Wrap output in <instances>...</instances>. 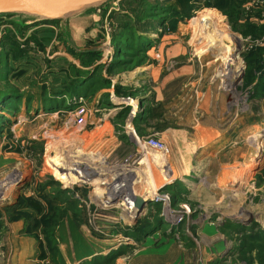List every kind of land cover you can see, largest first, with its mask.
Returning a JSON list of instances; mask_svg holds the SVG:
<instances>
[{
	"label": "rangeland",
	"instance_id": "rangeland-1",
	"mask_svg": "<svg viewBox=\"0 0 264 264\" xmlns=\"http://www.w3.org/2000/svg\"><path fill=\"white\" fill-rule=\"evenodd\" d=\"M144 1L168 9L166 23H161L163 16L142 18ZM184 1H110L62 20L66 30L80 32L77 45L84 36L102 40L83 42L86 51L100 55L98 61L108 57L105 46H111L113 31L129 22L125 15L149 39L145 53L109 76L115 80L129 74L140 80L138 73L145 67L153 73L136 90L120 87L118 95L114 92L115 101L131 110L113 127L114 134L112 128L104 132L112 138L107 150L113 141L121 142L110 155L97 152L103 147L97 143L102 136L96 139L88 122L108 117L111 107L95 112L87 100L91 115L80 128L70 114L75 100L72 110L57 112L35 103V89L57 92L63 86L60 73L42 72L51 68L52 52L63 54V44L69 49L65 39L55 37L59 44L46 52L49 45H41L27 25L41 20L0 15V56L2 40L11 37L19 43L18 50L24 49L26 65L30 57L38 62L27 72L23 62L17 63L22 53L3 60L9 72L1 73L0 90L25 96L16 106L0 103V264L17 248L4 242L9 225L17 222L23 224L18 237L35 242L36 264H63L58 238L62 228L63 243L77 233L78 240L63 253L80 259L76 264H264V242L249 238L264 234V0ZM228 10L235 11L232 19ZM81 16H92L85 18L93 24L91 30L73 27ZM99 27L104 35L96 32ZM30 37L39 45L34 52L26 42L27 47L20 48V40ZM115 86L111 82L109 88L114 91ZM138 113L146 122H138L135 129L132 119ZM181 134L192 147L204 145L194 157L192 178L160 174L151 157L137 151L136 140H160L169 146L168 141L180 140ZM214 139L218 142L211 143ZM166 149L171 153L173 148ZM163 166L168 168L167 163ZM40 188L57 196L52 212L19 205L21 198L40 199ZM155 193L164 198L155 201ZM139 196L144 201L140 211L133 204ZM48 213L51 221L43 220ZM137 225L150 232L136 239L124 234H133ZM98 257L107 259L95 260ZM65 260L70 263L69 257Z\"/></svg>",
	"mask_w": 264,
	"mask_h": 264
},
{
	"label": "crops",
	"instance_id": "crops-1",
	"mask_svg": "<svg viewBox=\"0 0 264 264\" xmlns=\"http://www.w3.org/2000/svg\"><path fill=\"white\" fill-rule=\"evenodd\" d=\"M86 17H92V16H81V17H79L78 19L81 20V21L79 20V22H81V25L76 23V25H73V27L74 28H81L82 30H91V25H93V24L89 23V21H85ZM32 24H33V22L27 24L29 26L28 28H30L29 32H31V33L33 32L32 34H35L37 36L38 39H36V40L39 43H41V45H46V44L49 45L48 47L44 48V50L46 52L50 51L49 48L54 49V47L59 44V42L55 40L57 38L59 40L65 39L66 46L75 52L86 51L83 48V45H84L83 42H85L86 40L93 41L96 44H99V42L102 41V40H98L96 42L95 39H93L92 37L87 39L88 37L84 36L82 38L83 42L79 46V45H77V38H79L80 32L77 31V33L75 34V32H73V30H71V29H70L71 31H69L68 28L66 30V27H64V25L62 24V21H41V22H36V24L35 23L33 25ZM99 28L102 31L95 29L96 32L100 33L101 35H104L105 29L101 28V27H99ZM81 29H77V30H81ZM92 30H94V29H92ZM47 33H50V34H47ZM48 35L54 36V38L50 41V40H48L49 39ZM64 35H65V38L63 37ZM55 37H57V38H55ZM66 37H68V39L71 42H68V39L66 40ZM36 40L32 39L30 37L29 39H26L25 42H26V45H29V44L32 45L33 50H34V49H38L37 47H39V45H34ZM67 43L71 44L70 45L71 47ZM60 44H63V42H61ZM26 45H25V47H27ZM98 46H100V45H98ZM98 46H97V49L99 48ZM62 48H63V54H61V52L54 51L48 57L50 60L51 59L53 60V62H50V64H49V65H51V68L49 70H47L46 72L41 71L42 73H49V72L50 73H60V75L58 76L59 84L61 82H62V84L66 83L68 81V78H67L68 70L66 68L68 66H66V64L67 65H74L76 68H80V69L84 70V68L79 66V61L77 59H75L70 53L67 52V49L65 48L64 44H63ZM58 49H60V46L58 47ZM105 49H106V53L108 52V54H109L108 57L107 58L105 57V60H101V61L97 62V64L98 63L108 64L110 62V60L112 59L111 54L113 51V47L105 46ZM34 51H31V52H34ZM56 54H58V55H56ZM32 55L33 54L30 53V55H28L27 58H29ZM233 55H234V53H233ZM25 57L26 56L19 58L17 60V63L18 64L22 63L23 62L22 59H24ZM31 58L34 59V57H30V60L26 61L28 63L27 65L25 64V62L20 64L22 67L28 68V69H26L27 72L31 70V69L29 70V68H32L31 67L32 65H30V64H37L38 65V62L37 63L33 62V60H31ZM58 59H60V61ZM55 66H57V67L59 66V68H61V69H59L61 72H58V68H55ZM85 69H88V68H85ZM19 70H25V69L19 68ZM149 70L147 67L140 69V71L138 73L141 75L140 80H138V78H135L133 76H129V74H126L124 76L121 75L120 78L116 77L115 80H113L111 78H109V79H110V81L112 80L111 82H112L113 86L117 84L118 87H122L123 89L134 87L135 89H132V90H136V88H138V87L140 88L141 86H143L145 84V82L147 81V78L150 80L151 75L153 73H150ZM33 71H34V68L32 69L31 72H33ZM103 76L105 77V75H103ZM46 77H47V75H46ZM141 77L144 78V80H142ZM27 92H28V89H27ZM32 92H34L33 97L35 98V103L38 105V103H41V89H35ZM32 92H31V94H32ZM111 95H113L114 97H111ZM139 95H140V93H139ZM141 96H139V97L141 98ZM79 98H81V97H79ZM115 99L117 100L118 98L115 96L113 88L111 87L109 89H102V90L98 91L92 97V99L91 100L89 99V101H88L89 105H92L93 107H95L94 108L95 112H100L102 110H106L104 107L106 106L107 102L111 103V105H112L111 109L110 110L108 109V112L110 113V115L108 114L109 115L108 117L104 116V117H98V118L95 117L93 119L90 118V123L88 122V124L93 127V130L96 131L95 132L96 139L102 136L101 139L97 142V143L103 145L101 150L97 149V152H100L101 155H104V154L110 155V154H112V152L114 151L115 148H117L121 145V142L116 143L113 141V148L107 150L109 145L112 144V142L110 141L112 138L108 135L104 136L105 131H107L108 129L110 130V128H112L111 132L113 133V127L118 126L119 123L123 121V117L119 118L117 115H119L120 111L123 108V105H125V106H127V105L121 101L116 102ZM75 102H76V100H75ZM133 106H134L133 110H136L137 105L135 104ZM129 122H130V120H129ZM130 124H131V122H130ZM93 130H91V131H93ZM127 133H129V131H127ZM128 135L129 134H127V136ZM216 140L217 139H214L211 143L218 142V140L217 141ZM129 142L130 143L132 142L130 140V138H129ZM184 143H186L187 148L186 147L184 148ZM187 143L188 142L186 141V135L181 134L180 140L172 139V140L168 141V145L170 146V148H173V149H171V151H172L171 153L167 149H165V151L162 153H157L154 151L147 150L146 154L151 157L150 160L152 162L153 168L156 170L160 169V171H161V172H159L160 174L165 173V174H170L173 176H175V174H177V177L175 176L176 179H183L186 177L192 178L193 175L191 176L190 174L194 170V157L196 156V154H198L199 150H201V148L204 145H197L196 147H192L191 145H189ZM193 143H196V142H192V145L194 146ZM169 146H166V147L169 148ZM126 147H128V146H126ZM167 151L170 154L169 161H166L167 159H164V156L167 157ZM161 159H163V160H161ZM166 163L168 165V168H165L163 166V164H166ZM22 228H23V224L20 222L9 225V232H7V235H5L6 240L4 242H5V244H7L8 246H10L12 248L17 247L18 250L16 251L17 248H13L14 250L11 249V253L7 257V261L4 263H1V264H36L34 261H35V257H37L38 254L36 253L37 251H36L35 242L29 238H26V237H18V234L21 233ZM63 230H65V229H63V228H62V230L60 229L59 235H58V238L61 241V245H60L61 248L59 250L60 251L59 258L63 260V264H76L80 259L72 260V256H69L67 254V256L69 257V260H70V263H69L67 260H65L68 257L65 256V254H63V253H65L66 250H68L67 249V248H69L68 244L74 243L78 240L77 233L75 231H73L70 234L71 236L69 235L66 238L67 240L64 239V243H63L62 237H65L62 233ZM227 252H228V250H227ZM104 254H106V253H104ZM89 257H82L81 259H84V258L88 259Z\"/></svg>",
	"mask_w": 264,
	"mask_h": 264
},
{
	"label": "trees",
	"instance_id": "trees-1",
	"mask_svg": "<svg viewBox=\"0 0 264 264\" xmlns=\"http://www.w3.org/2000/svg\"><path fill=\"white\" fill-rule=\"evenodd\" d=\"M187 2L186 0L184 1ZM144 8L142 9V18H151L152 16H163L161 20V23H166L167 21V11L168 9L165 7H159V5H150L149 3L145 2L143 3ZM155 11V12H154ZM235 11L228 10L227 11V17L232 19ZM125 18L129 22L125 23L124 25L120 26V28L117 29V31H113L111 35V46L113 47V56L111 61L108 64H102L98 63V60L100 59V55L96 51H84V52H75L73 50L67 49V52L70 53L75 59L79 61V64L83 69L76 68L74 65H69V69L67 73L68 81L66 83H63L60 91L53 92L47 90L45 87L41 89V103L44 107L43 109L47 112H57V111H70L73 109L74 106H71V101L77 100L79 97L83 99H91L98 91L102 89H107L111 86V81L109 79V76L114 75L115 71L121 72L125 68H127V65H132L133 59L140 54H143L147 51V48L150 47L149 39L146 38L143 32L136 31V25L130 23L129 16L125 15ZM159 20V21H160ZM244 35L246 33H243ZM1 56H0V78L1 73H3V70H5V73L7 75V72H9V64L3 60L8 61V58L10 56H16L18 55L17 52L22 53V55H18V59L24 57L23 50H18L19 43L15 40L10 38L4 39L1 42ZM16 48V49H15ZM15 49V50H14ZM18 50V51H17ZM25 53V52H24ZM17 57V56H16ZM3 64V65H2ZM88 68V69H85ZM104 72L107 77H104L101 73ZM72 73V74H71ZM264 78V74L262 75ZM120 87H114V92L117 95L119 93ZM25 95L22 93H19L18 91H3L0 90V103H9L10 105L14 104L15 106L19 104L23 97ZM26 101L29 104L31 101V97L26 95ZM106 106L110 108L112 105L111 103L107 102ZM131 110L130 107H123L120 111L119 115L120 117H125L129 111ZM144 115V114H143ZM145 116V115H144ZM141 117L140 113L136 115L133 121V126L135 129H138V122L139 123H145L146 119L145 117ZM121 139L126 140V136L123 135ZM50 187V184L47 185ZM45 191V190H44ZM65 192L68 191H62L61 193L65 194ZM38 195L40 196V199H34V197H27V198H21L19 201V205H29L31 208L40 211L43 207H47L48 211L52 212L54 210V207L56 204H58L57 196L51 195L50 193L43 192V188L39 189ZM49 213L47 216L43 218V220L51 221L49 219ZM35 223L34 225L38 227V224ZM33 225V224H32ZM240 225H237L238 228ZM257 227V225H254ZM140 225L135 227L133 229V234L130 233H124L127 237L131 238H137L136 236L140 233H144V235L148 234L150 231L147 232V230H143L142 228H139ZM243 227V226H242ZM244 227L239 229L243 230ZM152 232V231H151ZM48 236V235H47ZM250 239H258L260 241L264 242V234L261 236V238L258 237H249ZM52 250V248H51ZM99 259H107L103 257H98L95 260Z\"/></svg>",
	"mask_w": 264,
	"mask_h": 264
},
{
	"label": "water",
	"instance_id": "water-1",
	"mask_svg": "<svg viewBox=\"0 0 264 264\" xmlns=\"http://www.w3.org/2000/svg\"><path fill=\"white\" fill-rule=\"evenodd\" d=\"M110 1L117 0H0V15H30L41 18V21H62ZM133 204L140 211L144 201L139 196Z\"/></svg>",
	"mask_w": 264,
	"mask_h": 264
},
{
	"label": "built area",
	"instance_id": "built-area-1",
	"mask_svg": "<svg viewBox=\"0 0 264 264\" xmlns=\"http://www.w3.org/2000/svg\"><path fill=\"white\" fill-rule=\"evenodd\" d=\"M25 40H26L25 38L20 40V42H21L20 47L21 48H25V45H24ZM30 46L32 48L31 51H34L35 49L33 50L32 45H30ZM36 60L38 61V57H36ZM76 102H78L77 106L75 107V109L73 111L70 112V114L72 115V118L74 119V123L76 124V126L80 127V128H84L86 125L87 118L91 115V113L87 107V100L83 99V98H79L78 101H76ZM136 145L138 147L137 151L138 152L140 151L142 153L141 156H143V157H145L147 150L154 151L157 153H162L166 149L165 143H163L160 140L149 139V140L143 141V143H140V141L136 140ZM160 191H162V190H160ZM162 198H164L162 193H155L154 197H153V199L155 201H161Z\"/></svg>",
	"mask_w": 264,
	"mask_h": 264
},
{
	"label": "bare ground",
	"instance_id": "bare-ground-1",
	"mask_svg": "<svg viewBox=\"0 0 264 264\" xmlns=\"http://www.w3.org/2000/svg\"><path fill=\"white\" fill-rule=\"evenodd\" d=\"M17 16V15H16ZM24 16H29V17H33V18H36V19H41V18H39V17H35V16H30V15H24ZM76 23L77 24H79V25H81V22H79V21H77V22H75L73 25H76ZM231 52H229V54H230ZM251 138V137H250ZM248 140V138L246 139V141ZM250 140V139H249ZM234 145V144H233Z\"/></svg>",
	"mask_w": 264,
	"mask_h": 264
}]
</instances>
